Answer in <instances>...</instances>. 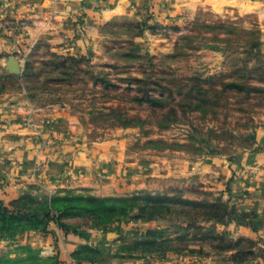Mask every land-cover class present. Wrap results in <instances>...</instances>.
I'll return each mask as SVG.
<instances>
[{
  "label": "rangeland",
  "instance_id": "rangeland-1",
  "mask_svg": "<svg viewBox=\"0 0 264 264\" xmlns=\"http://www.w3.org/2000/svg\"><path fill=\"white\" fill-rule=\"evenodd\" d=\"M131 4L137 18L106 19L83 55L23 44L17 55L29 69L18 77L3 69L16 55L0 53V93L24 95L27 127L77 125L117 152L100 175L126 180L121 192L62 194L53 205L70 211L64 220L76 231L130 218L148 226L114 252L153 264H264V0ZM41 219L0 216V264H62L35 240L47 237Z\"/></svg>",
  "mask_w": 264,
  "mask_h": 264
},
{
  "label": "crops",
  "instance_id": "crops-1",
  "mask_svg": "<svg viewBox=\"0 0 264 264\" xmlns=\"http://www.w3.org/2000/svg\"><path fill=\"white\" fill-rule=\"evenodd\" d=\"M132 1L0 0V53H12L9 59L16 55L3 69L18 77L26 74L28 59L23 60L17 55L23 44L30 47L44 43L54 52L69 55L88 53L91 41L99 40L97 33L106 19L117 13L137 18L134 11L128 14V9L137 11L132 7ZM134 1L144 3L147 0ZM3 69L0 67V72ZM27 117L23 94L19 91L0 93L1 212L47 216L48 232L44 233L47 237L40 239L38 235L35 240L44 243L46 249L59 252L62 264H153L136 252H114V245H129L143 239L142 234L148 226L134 218L122 225L90 221L78 231H67L59 225L57 219L62 209L53 205L59 195L87 192L95 197L111 196L122 191V181L126 180H103L101 164L106 154L117 152L104 142L89 143L80 126H67L66 131L60 127L35 130L27 127ZM58 117L60 115L55 119L59 121ZM64 117L61 122L69 114ZM192 180L200 181L196 176ZM231 228L238 235L251 233L247 226ZM22 234L25 236V231ZM85 247L97 250L99 255L95 258L76 255ZM202 258L206 264L224 263L217 257ZM170 261L156 263L171 264Z\"/></svg>",
  "mask_w": 264,
  "mask_h": 264
},
{
  "label": "trees",
  "instance_id": "trees-1",
  "mask_svg": "<svg viewBox=\"0 0 264 264\" xmlns=\"http://www.w3.org/2000/svg\"><path fill=\"white\" fill-rule=\"evenodd\" d=\"M56 208L62 209V214L59 215V217L57 219L59 225L62 228H64L65 230H67V231H76L75 229L70 228L69 224L66 223L65 220H64V218H66L67 216H69V214H71L70 211L67 210L66 208L59 207V206H57ZM83 212L84 211H82L81 214H83ZM0 216L3 217L6 220L20 218V217H26V218H29V220H35V221H40V222L43 221L40 217H38L35 214L34 215H31V214H20V213L19 214L18 213L14 214V213H9V212L7 213L6 211L5 212H1V210H0ZM46 217H45V219H46ZM102 223H104V222H102ZM23 231H25V230H22L21 232H23ZM85 248H89V247H85ZM82 249H84V248H82ZM89 249H93V248H89ZM97 254H99V252Z\"/></svg>",
  "mask_w": 264,
  "mask_h": 264
}]
</instances>
